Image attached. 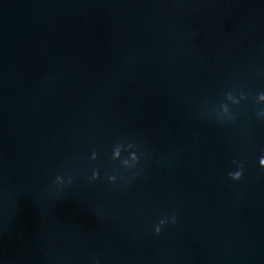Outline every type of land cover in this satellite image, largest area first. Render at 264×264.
I'll return each instance as SVG.
<instances>
[{
	"label": "water",
	"instance_id": "95a60500",
	"mask_svg": "<svg viewBox=\"0 0 264 264\" xmlns=\"http://www.w3.org/2000/svg\"><path fill=\"white\" fill-rule=\"evenodd\" d=\"M239 86L235 123L204 115ZM259 91L264 0H0V262L264 264ZM121 140L145 156L111 185Z\"/></svg>",
	"mask_w": 264,
	"mask_h": 264
},
{
	"label": "clouds",
	"instance_id": "9594fccd",
	"mask_svg": "<svg viewBox=\"0 0 264 264\" xmlns=\"http://www.w3.org/2000/svg\"><path fill=\"white\" fill-rule=\"evenodd\" d=\"M251 93L243 86L233 87L226 91L225 99L228 103L221 102L217 105H205L204 115L214 116V118L221 124H233L236 121V109H239L242 103H247L251 97ZM255 102L258 106L256 112V118L260 121H264V91H259L255 95ZM128 143L126 140L117 142L111 149V159L113 161H120V168L114 170L115 174L105 175L104 179L111 185H116L120 179L125 176L135 177L138 175L141 169L142 160L145 153L142 151V145L140 142H132L129 147H134L135 151L131 153L130 159L127 156L122 157L121 153L125 152L124 145ZM99 156L96 151L91 154V161L96 162ZM259 167L264 169V156H261L258 160ZM233 169L228 172V179L239 184L245 177V165L240 160L232 161ZM74 175L69 173L57 174L51 185V191L53 193H62L67 188H71L74 183ZM101 180V172L98 168L92 167L90 175L87 176L88 183H96ZM178 225V216L175 212L170 215L162 216L157 223L153 226L154 235L159 237L163 235L164 230L169 226L176 227ZM93 264H100V261L96 257H92ZM2 264V262H0Z\"/></svg>",
	"mask_w": 264,
	"mask_h": 264
}]
</instances>
